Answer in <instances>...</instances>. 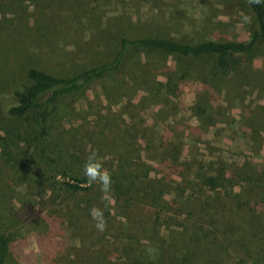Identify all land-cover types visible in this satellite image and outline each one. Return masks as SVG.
I'll use <instances>...</instances> for the list:
<instances>
[{"label": "rangeland", "instance_id": "1", "mask_svg": "<svg viewBox=\"0 0 264 264\" xmlns=\"http://www.w3.org/2000/svg\"><path fill=\"white\" fill-rule=\"evenodd\" d=\"M250 21L246 0H0L1 111L13 102L10 91L28 82L23 71L5 77L9 47L30 58L26 65L69 75L109 59L123 30L188 43L244 40ZM140 57L63 100L47 152L81 178L98 150L116 184L125 182L121 172L136 179L133 192L106 206L98 184L52 191L21 181L0 159L8 263L159 264L185 250L186 264H264V189L240 173L255 177L264 165V44L215 85L203 82L206 62L196 64L178 97L153 90L173 56ZM220 168L242 176L225 189L201 182ZM93 206L104 210L103 232Z\"/></svg>", "mask_w": 264, "mask_h": 264}, {"label": "trees", "instance_id": "2", "mask_svg": "<svg viewBox=\"0 0 264 264\" xmlns=\"http://www.w3.org/2000/svg\"><path fill=\"white\" fill-rule=\"evenodd\" d=\"M246 3L251 21L247 25L248 37L244 40L188 43L166 36L123 30L115 38V50L109 59L98 61L69 75H55L36 66L26 65L30 58L25 53L21 54L15 47L7 48L8 54L2 64L7 69L5 77L13 78L23 71L28 82L10 91L13 102L6 107L4 113L0 104V159L5 165L15 169L17 178L21 181L47 184L52 191L57 187L76 194L95 187V184L89 185L87 177L79 178L68 168L58 167L55 159L49 161L47 158L51 128L63 100L83 94L94 82L118 72L131 57L140 61L141 53L147 51L172 55L175 61L174 68L167 71L166 80L155 82L157 85L153 90L160 98L165 94L178 97L180 85L186 81L192 68L201 62H206L207 67L202 75L203 82L215 85L222 81L228 70L238 67L239 56L252 57L258 46L264 44V3L250 5L247 0ZM8 33L9 31H4L5 36ZM37 62L41 61L38 59ZM2 86L3 82L0 81V87L5 88V85ZM197 109L201 114L208 111L200 106ZM58 173L68 179H55L54 176ZM240 173L247 175L249 179L246 181L249 184H255L259 180V187L264 189V165L256 170L255 177H252L254 171L249 175L247 172ZM240 173L220 168L215 174L202 176L200 179L212 190L225 189L233 184L234 179L241 178ZM119 175L125 182L119 180L116 184V175L112 178L111 199L114 201L121 197L120 193L130 195L136 185L134 177L122 172ZM10 248V236L0 232V264H10L7 261ZM187 255L185 250H181L175 257L159 264H186L189 260Z\"/></svg>", "mask_w": 264, "mask_h": 264}, {"label": "clouds", "instance_id": "3", "mask_svg": "<svg viewBox=\"0 0 264 264\" xmlns=\"http://www.w3.org/2000/svg\"><path fill=\"white\" fill-rule=\"evenodd\" d=\"M250 5L264 3V0H247ZM245 20L248 18L245 17ZM83 175L87 177L89 185L98 184L102 193L101 200L106 206L111 203V193L113 180L111 173L104 167L103 158L100 157L98 150H93L87 156L83 165ZM90 215L94 221L95 228L103 232L107 227V220L104 210L93 206L90 209Z\"/></svg>", "mask_w": 264, "mask_h": 264}]
</instances>
